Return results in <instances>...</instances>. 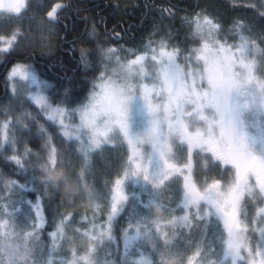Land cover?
Masks as SVG:
<instances>
[{"label": "snow or ice", "instance_id": "snow-or-ice-1", "mask_svg": "<svg viewBox=\"0 0 264 264\" xmlns=\"http://www.w3.org/2000/svg\"><path fill=\"white\" fill-rule=\"evenodd\" d=\"M31 6L0 0V23L22 25ZM43 7L36 4V13ZM65 7L54 4L44 19L28 16V34L17 26L0 35V57L34 32L47 41ZM250 7L264 22V0ZM182 23L183 41L156 25L146 43L127 50L104 46L95 24L86 28L78 67L93 76L83 102L67 91L57 102L60 94L31 64L8 70L11 97L0 110L5 163L27 173L33 159L27 147L21 154L18 133H30L37 117L12 104L35 106L45 123H37L44 143L31 179L0 176V264H115L99 252L114 242L124 214L120 264H264V29L253 35L254 24L241 19L225 29L204 11ZM109 146L121 150L120 169L98 189L89 176ZM17 191L42 194L35 202L11 199ZM50 192L64 193L58 208L84 197L91 217L77 226L72 211L60 212L44 245L42 205Z\"/></svg>", "mask_w": 264, "mask_h": 264}, {"label": "trees", "instance_id": "trees-1", "mask_svg": "<svg viewBox=\"0 0 264 264\" xmlns=\"http://www.w3.org/2000/svg\"><path fill=\"white\" fill-rule=\"evenodd\" d=\"M209 3V4H208ZM63 5H67L59 13V23L54 25L53 34L50 36L51 49L42 52L35 47H19L10 55L0 57V105L8 98V84L6 74L15 63H26L33 65L37 75L41 80L47 81L51 86V93L60 95L59 100L65 99L67 91L74 99L83 102L91 86L93 73L85 72L78 67L80 59V41L86 38V28L96 25L98 39L106 47H122L123 49H138L147 42L149 35L156 25H162V30H171L172 34L179 35V40L183 41L186 34L182 17L189 16L196 12H206V4L216 7L220 11L221 17L217 19L224 27H229L238 17H245L254 22L258 27L264 29V22L259 17L257 9L252 7L234 5L229 0H131L121 4L116 0H63ZM171 10L175 13L174 18L167 17V12ZM162 15L166 18L162 19ZM226 28V29H227ZM67 32V39L65 40ZM159 39V36L156 37ZM76 40L77 43H73ZM178 41L174 40L173 43ZM191 47V44L185 45ZM75 49V51H73ZM126 52H121L125 55ZM38 124H44L45 120L37 117L33 123L30 133L22 134L23 145L32 151L41 153L44 141L38 133ZM49 130L55 133L54 128ZM58 148L63 152L64 145L57 138L55 141ZM126 150V149H125ZM121 150L111 146L103 154H98L95 158L93 170L89 176V183L98 189L104 188L105 180L115 177L120 169ZM72 164L78 170L79 162L73 158ZM36 165V160L27 166L29 171ZM0 171L7 177L15 179L20 184H25L26 173L17 172L15 165L5 163L4 157L0 156ZM27 172V173H28ZM25 191L20 195L25 200L35 202L37 195ZM52 199L45 196L43 199V215L46 223L40 232L41 243L50 244L49 233L54 230L55 221L59 219V213L72 211L75 214V223L79 226L81 218L87 213L91 217V211L84 197H74L75 204L66 202L64 207H59L63 192L49 193ZM168 192L164 194V202L167 200ZM179 213V212H177ZM153 215H160L153 210ZM127 227V214L118 218L113 227L114 242L107 245L99 252L101 260L108 259L120 264L123 255L122 230Z\"/></svg>", "mask_w": 264, "mask_h": 264}, {"label": "rangeland", "instance_id": "rangeland-1", "mask_svg": "<svg viewBox=\"0 0 264 264\" xmlns=\"http://www.w3.org/2000/svg\"><path fill=\"white\" fill-rule=\"evenodd\" d=\"M116 1L119 2V3H121V4H125V3H127L128 1H131V0H116ZM229 1H230L231 4H234V5H242V6H247V7H250L251 4H256L259 7V3H260V0H229ZM30 2H31V5L32 6L30 7L29 11L27 13H25V17L23 18L22 25H21V22L20 21H17V20H13L11 22H3V23H0V35H10L12 33V31L17 26H22L23 31L25 32V34H28L29 24H28V21H27V17L28 16H31L33 13H36V4H43L44 5L43 9L40 12L36 13L38 19H44V18H46L47 11L51 10V7L54 4H57V3L62 4L61 3V0H30ZM206 6H207L206 7V12L211 17L215 18L216 20L219 17H221L220 11H218L215 6L214 7H210L207 4H206ZM236 19H241V20H244V21L248 22L249 24H254L255 27H254L253 35H259L260 31L262 30L260 27H258L254 22H252L248 18L238 17ZM33 28H35V25H33ZM53 28H54V25H53ZM184 28H185V25H184ZM224 28L226 29L227 27H224ZM32 35L35 36V39H33V40H23L21 42L20 47H24V46L35 47V48H37L40 51L45 52V53L48 52V51H50L51 45H52L51 44L50 36L48 37L47 41H41L40 36H39V33H35L34 32ZM45 35L47 36V33H45ZM45 44L47 46H45ZM6 76H7V74H6ZM8 88H9L8 98H7V100L5 102H3L0 105V110H2L4 107H7L9 105V98L11 97V86L9 84H8ZM12 107H14L16 109V113H18L20 111L27 110V111H31L34 117H41V118H43L41 115H38V110L35 109V106H32L31 108H29L28 105H24V107L21 108L20 107V102L19 101H16V102H14L12 104ZM16 113H13V114H16ZM2 118H3L2 115H0V119H2ZM18 136H20L19 149H20L21 154H23V151L25 149V146L23 145L22 135L18 133ZM32 153H33V159H32V161H34L35 160V156L38 153L35 152V151H32ZM7 155H11V150H9V152L7 153ZM32 161L27 166H29L32 163ZM32 175H33L32 171L26 173V175H25V177H26L25 182L27 180H30L31 177H32ZM0 176H3L4 178H7L1 171H0ZM201 179H202V177H201ZM20 194L21 193L19 191H17V193L13 194V196L11 197V199H16L18 196H20ZM166 201H168V200H166ZM171 206L172 207H175V204H172ZM177 214H180V213H177Z\"/></svg>", "mask_w": 264, "mask_h": 264}, {"label": "flooded vegetation", "instance_id": "flooded-vegetation-1", "mask_svg": "<svg viewBox=\"0 0 264 264\" xmlns=\"http://www.w3.org/2000/svg\"><path fill=\"white\" fill-rule=\"evenodd\" d=\"M63 0H61V3H62Z\"/></svg>", "mask_w": 264, "mask_h": 264}]
</instances>
